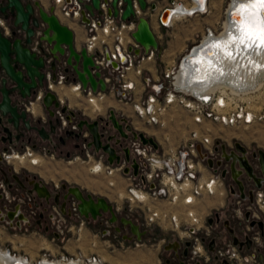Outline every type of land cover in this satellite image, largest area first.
Instances as JSON below:
<instances>
[{
    "label": "built area",
    "instance_id": "1",
    "mask_svg": "<svg viewBox=\"0 0 264 264\" xmlns=\"http://www.w3.org/2000/svg\"><path fill=\"white\" fill-rule=\"evenodd\" d=\"M51 2L55 14L60 20H64L62 22L78 27L83 37L82 44L98 65L106 90L92 91L90 87L84 89L79 81L72 80V71L63 69V61L56 63L54 80L51 79L50 72L46 73L47 83L37 88L35 100L41 102L46 85L69 87L74 84V91L86 103H93V99L101 102L106 95H115L120 102L131 107L128 117L135 115L148 125L165 126L169 123L167 113L172 108L182 107L189 114L190 123L184 137L176 145L167 147L154 136L156 147L143 143L139 138H132L130 134L122 137L109 123L101 129L104 133L101 139L102 142L108 141L113 145L119 156L118 161L114 159L109 162L105 151L95 149L93 144L87 145L91 136L86 130L82 132L78 139L79 151L74 158L86 162L91 173L107 177L108 185L113 188L119 183V178L123 179V192H116L115 195L122 197L128 206L125 208L114 200L117 211L124 209V216L134 220L130 215L134 210L141 217V225L146 228H167L177 237L176 240L183 249L188 241L187 254L178 258L185 264H195L196 261L203 264L202 262L211 259L216 264H264V170L258 155V150L262 148L249 147L241 140H234L230 145L223 138L212 135L209 128L211 122L226 126H247L264 121V68L260 67L252 72L250 78L239 76L238 82L235 81L234 84L224 77L197 89L188 80L181 81V63L201 44L205 35L217 33L206 27L204 36L187 47L178 58L165 64L158 71L157 77H153L145 64L151 61L155 63V49L134 52L139 45L131 37V32L135 28L136 16L145 14L150 17L154 9L147 8L140 14L136 0H133L135 17L125 21L119 15L107 13L110 0H101V12L95 10L94 13L85 8L90 0ZM122 5V0H118L119 13ZM83 10L87 21L82 20ZM156 21L160 25L168 23L160 22L158 15ZM39 34L40 30H36L31 48L41 53V46L48 52V44L38 39ZM51 59L48 52L46 61L50 62ZM56 112L62 119L61 125H65V118L58 109ZM122 112L127 116L126 112ZM123 114L117 116L122 117ZM75 121L74 124L71 123V128L76 131ZM133 128L136 129L134 126ZM108 134L120 137L119 142L115 138L108 140ZM164 138H168L166 134ZM235 141L246 147V159L254 175L260 178V186H256L253 177L245 172L238 160L235 167L242 170L237 176L243 185L242 191L236 178L232 176L231 158H224L222 146H225L228 153L235 150ZM125 148L128 149V157L125 155ZM40 151L47 152L45 147ZM235 152L241 154L239 151ZM19 156L32 164L39 163V160H35V157H40L39 153L28 146L23 151L11 149L1 153L2 160L6 162L21 161ZM209 160L212 164H209ZM218 160L220 163H217ZM134 163L137 164L136 172ZM0 194V210L4 214L7 209L19 203L29 220L35 219L36 206L31 193L25 189L12 191L0 178ZM71 207L72 214L79 215L74 204ZM223 209L226 210V216L220 214ZM64 217L58 209H54L50 217V223L60 233L67 226ZM5 218L7 220L6 216ZM30 221L21 223L18 227L30 224ZM232 221L237 223L233 224ZM220 223L226 230L222 241L218 240L220 236L216 237ZM13 225L17 227L15 220ZM234 237L242 243H234ZM247 238L250 240L249 245L246 243ZM210 241H213L211 248ZM74 257L85 264H102L96 255L86 256L85 260L79 256Z\"/></svg>",
    "mask_w": 264,
    "mask_h": 264
},
{
    "label": "water",
    "instance_id": "2",
    "mask_svg": "<svg viewBox=\"0 0 264 264\" xmlns=\"http://www.w3.org/2000/svg\"><path fill=\"white\" fill-rule=\"evenodd\" d=\"M101 0H90L89 3L85 4V8L90 12L94 13L95 10L101 12L100 8ZM118 0H110V6L107 9L108 14L120 17V19L128 21L132 17H135V10L133 7V0H122V7L119 13V7L117 6ZM139 8L145 11L147 8L155 9L157 7L156 0H136ZM173 7L166 6L158 14L160 22H168L170 12ZM9 12L12 17L9 19ZM232 12V11H231ZM229 12V14L231 13ZM261 14H264V9L260 10ZM82 20L87 21V18L82 11ZM0 18L5 22V26L8 28L6 32L5 28L0 25V112L2 115L7 117V121L12 122L14 126H17L19 120L24 118L27 113L26 106L19 108L18 105L13 104L11 96L9 94L8 84L16 87L22 97H27L31 93H35L39 86H45L46 84V73H51V79L56 78L55 70L56 63L65 62L63 69L65 71H72L73 81H79L81 86L86 89L90 87L92 91L97 89L106 90L105 80L98 70V65L94 62L91 54L87 52L86 47L81 44L77 47L75 43V32L66 23L62 22L54 12V5L50 4L49 7H45L40 0H0ZM36 30H40L38 39L44 40L48 44V52L52 59L50 62L46 61L48 52L41 49V53L36 52L31 47L34 43V36ZM131 37L139 45L134 49V52H149L151 49H157L159 47V41L154 33L150 19L147 15L136 16L135 28L131 32ZM41 106L46 110V113L53 117L56 116L55 120L51 122L48 120V130L44 125L36 126L33 128L37 130L39 135L42 137H48L49 133L56 134L62 123V119L59 116L56 109L62 114L65 120L70 123L76 116V112L69 108L67 103L60 100L58 94L51 90L45 89ZM1 119V118H0ZM75 120V119H74ZM46 123V121H45ZM111 124L122 137H128L129 134L132 138H139L143 143H150L154 147L157 146L155 138L148 135L142 130L133 128L131 123L126 117H118L113 108L109 109V113L106 117L98 116L97 118L90 119L88 117H79L75 121L76 131L72 128H64V134H73L76 139L81 137L83 131H87L91 140L87 142V145L93 144L95 149L101 148L105 151L108 156L109 162L114 159L119 160V156L115 153V148L110 142H102L101 137L104 133L101 131L102 128ZM25 124L28 126V120H25ZM59 127V128H58ZM4 131L7 133V137L11 139V132L8 127H4ZM115 138L116 142H119L120 137L114 134H108L107 139L110 140ZM6 139L2 136V140ZM63 140V137L60 136ZM86 138H83L85 140ZM236 151L241 154H237L234 149L230 152H226L225 146H222V154L225 159L231 158V172L232 176L236 178L239 187L242 191L243 185L237 176L242 172L241 169L235 167V162L238 160L239 165L244 167L245 172L253 177L256 186H260V178L255 176L252 167L246 159V147L239 141L234 142ZM256 154L255 152L253 153ZM126 157L129 156L128 149L125 148ZM259 163L262 170H264V150H258ZM212 164L211 160L208 161ZM220 163V160L217 161ZM134 172L137 170V164H133ZM127 170V168H125ZM10 185V184H9ZM65 191L60 192L56 190L54 194V203L58 206L59 211L63 215L72 214V204L79 216L84 219L96 220L99 217L108 214V221L120 222L122 225L128 226L132 235L137 240H141L142 236L146 233V230L142 229L140 225L124 215L119 216L117 213L116 205L110 202L105 196H95L92 193L85 192L81 186L77 184L61 183ZM28 193H35L39 198H45L48 200L51 195V189L41 179L33 181V187L27 188ZM250 197H251V192ZM1 197V194H0ZM34 205H38L37 202ZM19 203L15 204L13 208L6 210L5 214L0 210L2 216L0 219L6 221L10 226H13V220L17 226H21V223H28L30 220L28 216L20 209ZM7 217V220L5 218ZM227 223V222H225ZM261 224V223H260ZM116 230H119V226H115ZM233 242H239L236 237L233 238ZM247 245L250 244V240L246 239ZM172 248L177 249L180 243L177 240L169 242ZM188 241L185 242L183 255L187 254ZM213 241H210L209 247L211 248ZM18 261L14 260L12 264H17ZM180 264H185L184 261L179 260ZM19 264V263H18ZM195 264H201L196 261Z\"/></svg>",
    "mask_w": 264,
    "mask_h": 264
},
{
    "label": "rangeland",
    "instance_id": "3",
    "mask_svg": "<svg viewBox=\"0 0 264 264\" xmlns=\"http://www.w3.org/2000/svg\"><path fill=\"white\" fill-rule=\"evenodd\" d=\"M40 1L45 7H49L50 4H52L51 0ZM206 11L207 7L204 13H206ZM11 17L12 14L9 12V19H11ZM150 17L152 18V16ZM150 17L149 19H151ZM197 17L198 16H193V14H191L190 18H188L189 20H186L185 23H195L201 20V18ZM72 26L76 27L75 25ZM75 29L78 33L77 43H79L81 42L80 31L78 28ZM212 29L215 32L222 30L219 27ZM197 39L198 37H196V40L192 44H194ZM160 51L161 48H159L158 53L155 54L159 58L156 59V68L159 71L167 64L166 60L168 59L166 57L161 60ZM147 64L148 63L145 65ZM62 86L55 87L58 93L60 90L57 89L61 87L65 88L67 85ZM71 92L72 101L69 108L74 110L76 115L94 119L100 115L107 116L110 108H113L115 113L119 116H121V114H123L122 111H124L127 113V116L123 114V117L128 118L137 130L145 131L148 135L154 136L164 147L179 143L184 137L187 125L190 123L188 112L182 107H177L168 111L167 117L169 123L165 126L148 125L135 115L128 117L131 107L120 102L115 95H106L100 103V109L94 112L92 111V107H94L93 104L86 103L81 95L76 94L74 91ZM63 102L66 103L65 100ZM83 111L91 113L82 114ZM74 119L77 120V116H75ZM74 119L71 122L72 124H74ZM46 125L47 123L45 126ZM209 128L212 135L219 136L221 139L223 138L230 145L234 140H241L249 147L264 149V121L247 126H226L218 122H211L209 123ZM56 134H52V137L60 135L63 137L64 141L61 143L59 142L58 147L52 140V145L50 144V146H47L50 147V152L42 153L43 157H39V163L32 164L28 162V160L24 162H13L9 160L7 163H14L13 166L15 167L17 164H23V167H20L18 170L19 172H22L23 175H36L38 178H41L53 192L56 190L64 192L61 186L62 182L77 184L81 186L85 192L92 193L95 196H105L113 203H115L114 200H117L116 202H118L119 205L125 206L126 208L128 203L124 201L122 197L115 195L116 192H123V179L119 178V183H117L116 187L113 188L109 186L107 177L91 173L86 162L82 161L80 158H74L78 153L76 144L79 143V140L76 139L73 134L65 135L63 128H60ZM165 134L168 137L167 139L164 138ZM65 150L71 152L70 156L65 155ZM37 208L38 211H36L34 215L35 219L31 220L30 224L24 225L22 228H17L14 225L10 226L0 219L1 250H9L13 256H25V258L32 259L33 261L29 259L28 261L33 264H36L46 257L51 260L69 262L71 260H77L74 256H79L85 260V257L90 255H96L101 259L102 264H178L179 257L177 258L175 252L177 249L172 248V245L169 244L170 241L176 240L177 237L164 227L151 226L150 228H146L142 226L141 217L134 210L132 213L130 212L131 217L141 225L142 229L146 230L141 240H137L135 236L131 234L128 226L122 225L120 222H109L107 218L109 216L108 214L96 220H87L74 214L65 215V224H67V226L64 231L60 233L56 226L50 223V210L52 208L59 210L53 200H49L47 203L42 199L37 205ZM124 211V209L120 208L117 213L121 216L124 215ZM38 212L41 213V215ZM220 214L221 216H226V210H221ZM232 223L235 224L237 222L232 221ZM115 226H119V230H116ZM219 228L220 230L216 232L218 235L216 237L218 238L220 236L218 240L222 241L225 239L226 230L222 228L221 223L219 224ZM64 256L68 258L66 261H63V259H65ZM72 256L73 258H71ZM202 263L216 264V261L211 259L210 261ZM0 264H3L1 260ZM78 264L85 263L84 261L78 260Z\"/></svg>",
    "mask_w": 264,
    "mask_h": 264
},
{
    "label": "bare ground",
    "instance_id": "4",
    "mask_svg": "<svg viewBox=\"0 0 264 264\" xmlns=\"http://www.w3.org/2000/svg\"><path fill=\"white\" fill-rule=\"evenodd\" d=\"M192 2V4H172L173 10L169 11L171 13L169 19L170 17L171 19L172 17L173 19L179 18V15L183 12L188 14L199 8L203 11L207 6V0H193ZM239 4H245L246 7H240ZM227 8L232 10V12L224 20L222 30L216 31L217 33L212 32L208 36L205 35L201 44L194 48L185 61L181 63L180 80H188L194 88L201 89L206 85L212 84L215 80L224 77L234 84L235 81L238 82L240 77L246 76V78H250L252 72L258 70L260 67L264 68V40H262L261 33L259 32H256V35L249 40V30L252 28V25L248 20V14L250 13L260 16V10L264 9V5L249 3V0H239V3H234V0H232V3ZM139 11L140 14H143V10L139 8ZM234 12H239L240 15L233 17L232 14ZM61 20L64 21L63 19ZM68 24L74 30L76 39L77 31L75 28L78 27H73L71 23ZM0 25L8 32V28L2 19ZM241 39L244 40V43H241ZM54 85L51 84V87L46 85V88L53 90ZM93 102L100 106V101L93 99ZM21 157L19 156V159ZM67 259L65 258L63 261ZM0 260L3 264H12L14 260H17L19 264H33L28 261V258L13 256L9 250L3 251L1 249ZM36 264H78V260L62 262L46 257ZM92 264L97 263L93 262Z\"/></svg>",
    "mask_w": 264,
    "mask_h": 264
},
{
    "label": "crops",
    "instance_id": "5",
    "mask_svg": "<svg viewBox=\"0 0 264 264\" xmlns=\"http://www.w3.org/2000/svg\"><path fill=\"white\" fill-rule=\"evenodd\" d=\"M193 0H156L157 2V7L154 9V13L152 18L150 19L151 27L156 34V37L159 41V47L155 49V54L158 53L159 48H161V51L159 52L160 54V59H165L166 57L168 58L166 60V63H170L176 58H178L182 53L185 52L187 47H189L195 40L196 37L198 39L202 36H204V30L205 28H215L219 27L220 29L223 28L224 20L227 18L229 15V12L232 10L228 9L227 7L229 6L230 3H232V0H207V11L204 13V11H199V9L194 10L191 13H186L183 12L182 14L179 15V18L176 17V19H169L168 23L165 25H160L156 21V16L161 12V10L166 7V6H171L172 4L175 3H181V4H192ZM192 2V3H191ZM228 2V3H227ZM228 9V12H227ZM191 14L193 16H198L197 18H201V20L196 21L195 23H185L186 20H189ZM182 15V16H181ZM182 17V18H181ZM173 20V21H172ZM77 35L76 33V39L75 43L77 44V47H79L82 44V34L80 32V39L81 42L77 43ZM200 36V37H199ZM156 59H159L155 55V63L154 62H149L146 67L150 68L151 74L153 77H157L158 71L156 68ZM158 61V60H157ZM149 65V66H148ZM33 118H38L42 120V124H46L48 120L53 122L56 118V116H49L46 113V110L41 106V104H37V112L32 113ZM46 121V123H45ZM71 121V120H70ZM70 121H66L65 125H61L60 128H71V123ZM45 126V125H44ZM49 125L47 124L45 127H48ZM59 128V127H58ZM60 130V129H58ZM57 135V134H56ZM52 140L55 142V145L59 147V142H60V135L54 136L51 139L48 138H41L37 133L33 132V141L37 143V146L32 147L35 151H37L42 158V152H40L41 148L46 146L48 153L50 152V144L52 145ZM61 143V142H60ZM27 145V144H26ZM30 146V145H29ZM34 146V145H33ZM54 146V144H53ZM31 147V146H30ZM15 162V161H13ZM14 164V163H13ZM12 163H7L6 161H1L0 162V168H5V169H10L14 173L19 172L18 170L20 167H23V164L19 165L17 164L16 167L13 166ZM28 164V163H27ZM12 191L15 190H22L18 185H14ZM41 200L39 199L38 202ZM38 211V208L36 209ZM26 225V224H24ZM23 225V226H24ZM22 226V227H23ZM21 227V228H22ZM17 228H19L17 226ZM25 257V256H24ZM29 259V258H28ZM30 261L32 259H29ZM33 261V260H32Z\"/></svg>",
    "mask_w": 264,
    "mask_h": 264
},
{
    "label": "flooded vegetation",
    "instance_id": "6",
    "mask_svg": "<svg viewBox=\"0 0 264 264\" xmlns=\"http://www.w3.org/2000/svg\"><path fill=\"white\" fill-rule=\"evenodd\" d=\"M71 25H73V24L71 23ZM46 83H47V81H46ZM7 86L9 87V94L11 96L12 103L18 105L19 108H22V106H26L27 113H26L24 118H21L19 120V123L17 124V126H14L13 123L7 121V117L2 115L0 112V118H1L0 119V162L2 161L1 153L3 151H10L11 149L23 151L27 146L28 147L31 146V148L37 146V143L33 141V132L37 133L38 135H39V133L37 132V130H35L33 128V126L34 125H36V126L45 125V124H42L43 122L41 119L32 117V113L34 114L37 112V104L38 103L41 104V102L34 99L36 92L34 94L31 93V95L24 98L20 95V93L16 87H14L11 84H8ZM56 86H59V85L53 86V90H55V91H56V89H55ZM62 87L60 89H57L60 91H59V93L56 91V93L58 94L59 98L62 101L65 100V102L69 103L68 105L70 106V103L72 101L71 100L72 92H69V91H74L75 86L71 85L69 87L66 86L65 88H62ZM46 89H48V88H46ZM74 92L76 94H78L76 91H74ZM0 98H1V93H0ZM91 104L94 105V107H92V111H96V110L100 109V106L96 105L94 102ZM85 110H86V108H85ZM83 113L84 114H90L91 112L89 113V112L83 111L82 114ZM76 116H77V118L80 117L78 115H76ZM25 120H28V122H29L28 126L25 124ZM5 126L8 127L9 131L11 132V139L10 140L7 137L6 131H4ZM46 128L48 130V127H46ZM2 136L6 137V139L4 141L2 140ZM39 136L41 138H44V139L45 138L50 139L52 137V133H49L48 137H42L41 135H39ZM63 141L64 140H62V141L60 140V142H63ZM76 146H77V149L79 151L78 144H76ZM44 147H45L46 151L48 152L49 150H47L46 146H44ZM70 153L71 152L69 150H67V151L65 150L66 156H70ZM36 158H37L36 161H38V160L40 161V158L39 159H38V157H36ZM20 160L24 162L25 158L21 157ZM0 178L3 179V181L7 184L9 189H13V186L16 184L20 188L25 189V190L27 188L33 187V181L34 180L41 179V178H38L36 175H33V174L32 175H23L22 172L14 173L13 171H11V168L10 169L0 168ZM63 191H65V188H63ZM51 192H52V195L48 200H46L45 198H39V197H37V195L35 193H31L33 195V202L34 203L37 202L39 204V202H38L39 199L40 200L44 199L47 203L49 202V200H53V202H54L55 191L53 192L51 190ZM60 192L62 194L61 190H60ZM36 208H37V206H36ZM53 212H54V208H52L50 210V212H49L50 216L49 217H51ZM39 214L41 215V213H39ZM183 251H184V249L181 246H179L177 248V250H175V252L177 254V258L183 254ZM40 262L41 261H39L37 263H40ZM178 264H180L179 259H178Z\"/></svg>",
    "mask_w": 264,
    "mask_h": 264
},
{
    "label": "snow or ice",
    "instance_id": "7",
    "mask_svg": "<svg viewBox=\"0 0 264 264\" xmlns=\"http://www.w3.org/2000/svg\"><path fill=\"white\" fill-rule=\"evenodd\" d=\"M234 3H239V0H234ZM249 3H256L264 5V0H249ZM240 7H246L245 4H239ZM233 17L239 16V12H234ZM248 20L252 25V28L249 30V40L256 35V32L261 33V38L264 40V14L257 16L255 13L248 14ZM241 43H244V40L241 39Z\"/></svg>",
    "mask_w": 264,
    "mask_h": 264
}]
</instances>
